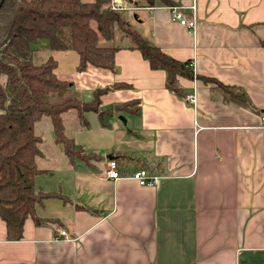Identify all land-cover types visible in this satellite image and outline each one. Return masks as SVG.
<instances>
[{"label":"crops","instance_id":"obj_1","mask_svg":"<svg viewBox=\"0 0 264 264\" xmlns=\"http://www.w3.org/2000/svg\"><path fill=\"white\" fill-rule=\"evenodd\" d=\"M118 1L154 46L190 62L196 76L241 88L255 111L224 103L211 84L180 80L183 96L195 94L190 106L126 41L115 52L114 71L77 72L76 65L64 81L84 102L95 89L127 87L100 96L108 113H85L86 128L71 111L78 131L68 134L64 125L66 135L99 159L70 165L61 149L65 162L34 181L54 192L45 191V175H58L66 200L36 206L42 223L26 219L18 241L6 239L0 219V264H264V0H171L194 17V31L171 19V7ZM46 45L37 47L51 56ZM108 158L120 160L117 180L102 175ZM140 168L157 177L154 185L130 178ZM61 230L72 240L61 239Z\"/></svg>","mask_w":264,"mask_h":264},{"label":"trees","instance_id":"obj_2","mask_svg":"<svg viewBox=\"0 0 264 264\" xmlns=\"http://www.w3.org/2000/svg\"><path fill=\"white\" fill-rule=\"evenodd\" d=\"M143 1L148 7L175 6L171 0ZM40 40L47 42L50 52H74L77 72L89 66L114 71L115 52L126 41L127 48L138 51L151 70L164 72L168 91L183 96L180 80L198 79L211 84L212 93L224 103L255 111L241 88L194 75L190 62H179L154 46L124 12L111 8L109 0H0V219L8 241L22 238L26 219L42 223L35 210L45 199L66 200L59 192L35 188L36 176L45 173L36 164L42 155L41 139L34 132L36 123L49 118L52 139L70 165L97 160L98 156L84 153L66 135L63 115L75 112L79 126L86 128L85 113L95 112L100 118L108 113L100 109V96L127 87L115 83L95 89L93 100L84 102L71 82L56 76L57 62L52 56L38 55Z\"/></svg>","mask_w":264,"mask_h":264},{"label":"rangeland","instance_id":"obj_3","mask_svg":"<svg viewBox=\"0 0 264 264\" xmlns=\"http://www.w3.org/2000/svg\"><path fill=\"white\" fill-rule=\"evenodd\" d=\"M123 12V11H122ZM42 42H46L45 40L38 41V45L42 46ZM41 57H45L44 54H38ZM48 55V54H47ZM52 58L58 63V68L56 74L59 79L61 80H72L73 74L75 72V66L78 63V58L76 54L72 51L67 52H53V54H49ZM79 94V93H78ZM81 98V96L79 95ZM83 99H86V96L83 95ZM91 124V127L94 129L97 126L96 119L94 121V114L90 113L86 116ZM76 118L73 112L67 113L64 115V125L66 127L68 134H76L78 129L75 127L76 125ZM98 128V126H97ZM35 134L40 137L41 143L39 144V149L42 152V156L37 158V167L38 169H50L51 167H57L60 165L61 162H65L61 148L55 146L52 141V128L51 123L48 117H43L35 126H34ZM86 132V131H83ZM51 173L48 172L47 178V185L44 186L45 191H50L49 189H54V192H59L58 189V175L54 176L53 178L50 176ZM44 178V177H43ZM42 178V179H43ZM40 179L37 178V181H34L35 188L40 187ZM52 184V185H51Z\"/></svg>","mask_w":264,"mask_h":264},{"label":"built area","instance_id":"obj_4","mask_svg":"<svg viewBox=\"0 0 264 264\" xmlns=\"http://www.w3.org/2000/svg\"><path fill=\"white\" fill-rule=\"evenodd\" d=\"M110 6L113 10H116V11H126L127 10V8L123 6L118 0H114V1L112 0L110 2ZM170 10H171V19L173 21L177 22L181 27L187 29L188 31L195 30L196 21L194 17L192 16L186 17V15L183 12V9L180 6H172ZM189 67L192 69L191 64H189ZM183 100L190 106H195L196 97L194 93L185 94L183 97ZM261 121H262V124L264 125V117L261 118ZM102 175L106 179H110V180H117L121 177L118 163L116 162L114 158H108L105 160L103 167H102ZM130 178L136 181L141 187L152 186L157 181L156 176H151L149 172L143 168H140L134 171L130 175ZM59 235H60V238L65 241L72 240V238L65 231L61 230L59 232Z\"/></svg>","mask_w":264,"mask_h":264},{"label":"water","instance_id":"obj_5","mask_svg":"<svg viewBox=\"0 0 264 264\" xmlns=\"http://www.w3.org/2000/svg\"><path fill=\"white\" fill-rule=\"evenodd\" d=\"M124 122V120H122Z\"/></svg>","mask_w":264,"mask_h":264}]
</instances>
